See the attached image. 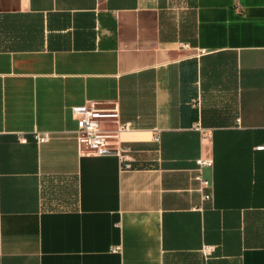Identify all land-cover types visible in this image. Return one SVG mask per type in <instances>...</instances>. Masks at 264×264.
Here are the masks:
<instances>
[{"label": "crops", "instance_id": "0c3cea01", "mask_svg": "<svg viewBox=\"0 0 264 264\" xmlns=\"http://www.w3.org/2000/svg\"><path fill=\"white\" fill-rule=\"evenodd\" d=\"M261 144L264 0H0V264H264Z\"/></svg>", "mask_w": 264, "mask_h": 264}, {"label": "built area", "instance_id": "2783aa9c", "mask_svg": "<svg viewBox=\"0 0 264 264\" xmlns=\"http://www.w3.org/2000/svg\"><path fill=\"white\" fill-rule=\"evenodd\" d=\"M73 116L77 121V129L75 131L78 150L81 156H91L102 154L108 151H113L120 156L123 167L129 168L131 147L121 142H114L112 139L117 135L111 133L102 127V123L106 120L116 119L119 117L118 110L114 107H101L94 104H85L74 106L71 109ZM128 128V124H121L119 129ZM35 139L37 142H46L49 139L48 133H36ZM257 149H264V144L258 145ZM212 160L209 158H198V173L196 179L202 185H207V181L201 176V168L204 165H211ZM208 197V195H206ZM212 246L203 248V253L209 254L212 251Z\"/></svg>", "mask_w": 264, "mask_h": 264}]
</instances>
